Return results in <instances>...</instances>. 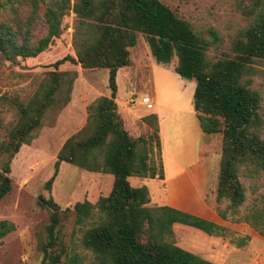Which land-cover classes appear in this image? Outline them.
Returning a JSON list of instances; mask_svg holds the SVG:
<instances>
[{
    "label": "trees",
    "instance_id": "1",
    "mask_svg": "<svg viewBox=\"0 0 264 264\" xmlns=\"http://www.w3.org/2000/svg\"><path fill=\"white\" fill-rule=\"evenodd\" d=\"M38 1L33 0L34 4ZM45 1L42 13L45 31L39 37L31 35L30 19L24 29L21 23L13 27L0 22V55L10 61L36 57L60 36L62 18L69 9L76 15L72 37L75 55H65L53 63L50 78L19 107L17 122L0 142V200L11 190V161L21 145L34 138L47 110L59 111L69 104V91L77 73L73 71L66 95L58 96L66 89L63 76L67 72L57 70L59 65L69 61L82 68H106L110 94L87 105L85 124L57 151L53 174L45 188H51L63 162L113 176L108 195L100 196L95 203L84 200L73 206L77 223L92 218L81 242L91 251L94 264H215L177 245L173 225L191 226L208 235L221 234L225 230L222 225L172 206H151L148 187L130 183L129 176L163 178L160 141L156 115L143 117L156 138L159 152L156 168L149 152L141 146L145 144L144 138L129 133L118 110L116 73L119 68L131 65L129 47L136 44L138 33L148 43L156 62L167 64L177 57L175 72L195 82L193 105L202 131L221 134L215 200L228 201L219 212L226 219L228 213H237L245 200L238 175L240 168L264 174V138L258 131L260 95L248 86L249 79H243L252 72L250 64L254 59H264V7L234 40V56L210 64L204 56L207 41L160 0H73L72 4L70 0ZM3 5L0 2V7ZM149 148L152 150V143ZM260 199L261 205L252 207L236 221L246 222L264 237V191ZM40 200L43 207L52 211L47 241L40 247L41 264H81L80 254L61 245L56 230L59 204L52 196H41ZM14 228L13 222L0 220V243Z\"/></svg>",
    "mask_w": 264,
    "mask_h": 264
},
{
    "label": "rangeland",
    "instance_id": "2",
    "mask_svg": "<svg viewBox=\"0 0 264 264\" xmlns=\"http://www.w3.org/2000/svg\"><path fill=\"white\" fill-rule=\"evenodd\" d=\"M160 1L177 16L188 21L193 30L207 41L204 56L210 64L222 57L234 56L232 49L234 40L264 7V0ZM0 2L4 4L0 7V22H7L13 27L21 23L24 29V24L30 19L28 28L31 35L39 37L44 33L45 21L42 13L47 1L39 0L36 4L33 0ZM70 3L72 4L73 0H70ZM75 21V13L72 9L67 10L62 18L60 36L36 57L25 59L18 57L15 61H10L0 55V142L7 138L8 130L17 122L19 107L26 104L40 90L42 83L50 78L49 73L54 70L53 63L65 55H75L72 45ZM148 50L150 51L148 43L143 35L138 33L137 42L129 47V52L134 62L133 66L136 67L139 63L145 74L143 79L147 82ZM170 62L175 66L177 57L174 56ZM250 65L252 72L243 79H249L248 86L260 95L258 131L264 138V59H254ZM57 70L67 71L63 76L66 89L58 94L62 97L66 95L67 84L72 79L73 71L77 73L69 91V104L59 111L52 108L47 110L42 126L35 132L34 138L29 143L22 144L11 161V190L0 200V220L7 219L13 222L15 228L1 239L0 264H41L43 254L40 247L47 241V228L52 213L48 207L41 205V196L45 198L52 196L59 204L60 220L56 230L62 241L61 245L67 247L71 253L80 254L81 264H94L91 251L81 242L82 234L91 224L92 218H88L84 223H77L73 206L75 202L84 200L95 203L100 196L108 195L113 176L104 172L87 171L63 162L49 190L45 188V183L53 174L56 153L63 142L85 124L87 105L99 96L109 95L108 69L82 68L78 64L66 61L59 65ZM123 84L125 82L120 84V88H123ZM145 95L151 97L149 93L141 96ZM133 130L137 136L144 138L145 144L141 146L149 152L152 163L158 168L159 152L155 146L156 138L152 128L149 127L146 131L139 122ZM212 135L216 147L221 150V134ZM149 143L153 144L152 150ZM1 161L2 159L0 168ZM218 170L217 163L215 183L208 188L206 196L208 201L214 203L213 218L225 230L218 235H208L191 226L174 224V240L180 247L199 254L215 264H235L230 252L231 247H254L253 250L244 249L238 252L236 255L240 262L237 264H264V237L254 229L252 235L248 236L244 228L247 223L236 221L252 207L261 205L264 174L262 171L244 166L240 168L238 175L245 190V200L237 213H228L227 218L223 219L219 212L226 207L228 201L224 199L217 203L215 200ZM139 179L141 178L132 177L130 182L134 186L141 185L136 182Z\"/></svg>",
    "mask_w": 264,
    "mask_h": 264
},
{
    "label": "crops",
    "instance_id": "3",
    "mask_svg": "<svg viewBox=\"0 0 264 264\" xmlns=\"http://www.w3.org/2000/svg\"><path fill=\"white\" fill-rule=\"evenodd\" d=\"M148 52V82L143 79L139 63L133 66L131 57V65L119 68L116 73L115 101L129 133L137 136L133 127L139 122L147 131L150 126L143 117L149 114H155L157 120L163 178L139 177L136 182L141 185L135 186L148 187L150 205L172 206L219 223L212 216L214 203L206 195L215 183L221 150L216 147L213 135L204 133L200 127L193 105L195 82L177 74L171 62H156ZM147 93L154 103L152 110L141 103V95ZM132 177L138 176H129V181ZM244 228L248 236L252 235L253 228L248 224ZM244 249L255 248L231 247L235 264L240 262L238 252Z\"/></svg>",
    "mask_w": 264,
    "mask_h": 264
},
{
    "label": "built area",
    "instance_id": "4",
    "mask_svg": "<svg viewBox=\"0 0 264 264\" xmlns=\"http://www.w3.org/2000/svg\"><path fill=\"white\" fill-rule=\"evenodd\" d=\"M141 103L145 105L147 109H153L154 103L151 100V97L149 95H145L141 97Z\"/></svg>",
    "mask_w": 264,
    "mask_h": 264
}]
</instances>
